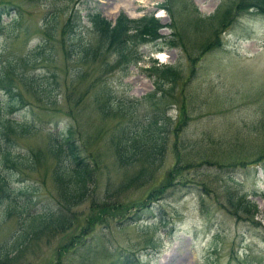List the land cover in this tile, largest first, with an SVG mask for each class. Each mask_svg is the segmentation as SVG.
<instances>
[{"label": "rangeland", "instance_id": "374dc122", "mask_svg": "<svg viewBox=\"0 0 264 264\" xmlns=\"http://www.w3.org/2000/svg\"><path fill=\"white\" fill-rule=\"evenodd\" d=\"M241 1L0 0V60L20 62L5 81L9 77L14 90L0 85V112L10 111L12 96L17 109L9 114L35 125L27 134L10 133L9 145L0 140L12 152L28 151L34 169L0 157V173L19 200L47 207L54 225L2 264H264V12L244 11ZM93 8L110 20L120 10L132 17L153 12L162 24L158 32L176 46L158 51L156 41L141 45L143 60L124 75L110 66L112 49L91 60L73 57L63 23L71 13L75 27ZM198 13L214 17L208 22ZM55 19L54 32H44ZM221 19L220 44L202 51L196 41ZM85 31L95 41L90 28ZM149 57L175 64L179 79L156 106L171 118L164 142L128 162L117 158L112 141L119 128L144 123L151 101L131 114L104 110L109 101L114 106L153 89L145 69ZM53 81L56 96L48 100L36 84ZM166 100L174 104L166 107ZM66 124L73 139L70 162H86L90 174L89 191L74 204L60 196L49 175L56 157L49 155L48 140L58 139ZM26 184L35 188L32 194L23 192ZM243 200L255 208L244 211ZM62 215L70 219L66 227L58 226ZM21 220L22 214L4 215L0 205V245L20 230Z\"/></svg>", "mask_w": 264, "mask_h": 264}, {"label": "trees", "instance_id": "16d2710c", "mask_svg": "<svg viewBox=\"0 0 264 264\" xmlns=\"http://www.w3.org/2000/svg\"><path fill=\"white\" fill-rule=\"evenodd\" d=\"M240 4H243L240 9L245 8L242 9L244 11L253 9L258 12H264V0H245V2L241 1ZM157 6L167 9V4L164 2L158 3ZM70 14L63 23V26L65 27L63 32L67 36L66 38L71 50L70 54L73 57L86 61L95 59L96 55L101 54L104 50L112 49L115 59L110 66L111 68L112 66L114 68L119 66V68L122 69L121 75L127 73L128 66L131 63L136 64L143 60V52L140 50L141 45L156 41L154 49L159 51H161L164 45L167 44L176 46L169 44L175 41L173 38H167V36H163L158 32V29H160L162 24L159 21V17L155 16L153 12L143 13L137 17H129L124 11H119L114 20H110L103 16L97 8H93L84 13L83 19L85 21L81 20L80 24L75 27H73L74 23L72 22V19L70 20ZM198 15L202 17V20L208 22L214 17L213 14L202 16L198 13ZM217 23L218 25L212 28L211 32L209 31V34L203 40L196 41V46H200L204 49L202 51L220 44V38L216 36L219 31L217 32L216 29L220 23H224L222 19ZM85 24L89 25L87 28H90V31L96 36L95 41L85 38V30L87 29ZM56 27L57 19H55L53 23L50 22L49 25H45L43 31L52 34ZM39 53H42V51L37 50L38 56L40 55ZM44 58H49V53H46L45 57L42 56V59ZM192 59L194 58L192 57ZM149 60L150 63L145 69H147L148 75L151 77L153 89L140 97L132 96L127 101H125L124 98L122 101L120 99L117 105L114 104V106L113 103L109 101L104 110L105 113H107L109 112V109L113 110V112L115 109H118L123 112L121 113L122 115L126 113L131 114L143 101H151L149 106L150 111L147 113L146 118H144V123L135 120V123L128 127V131L126 128H119L117 135L112 141L117 158L127 159L126 161L128 162L132 161L133 157H136L141 153L143 154L145 150H159V146L164 142L162 140L166 134L167 123L171 119L170 116L165 118L162 110H159L156 106H159L158 100L167 91L172 90V94L174 93V89L176 88L179 79V70L176 65L171 62H159L153 57H149ZM18 64H20V62L15 58L14 60L8 59L4 62L0 60V85H6L3 86V88L7 93L14 90L13 81L9 79V77V82H5L8 75L7 73L9 71H15ZM103 66L107 67L108 65L105 64ZM121 75L120 79H122ZM33 81L35 82L36 79H33ZM36 85L40 87V93L46 94L48 100L50 97L54 98V96H56L57 84L55 81H53L52 85L49 87H42L38 83ZM181 88H183V85ZM179 94L183 96V93L180 91ZM11 95L12 94H10V96ZM172 98L173 96H170V99ZM114 102H116V100ZM165 103H167L166 107H169L174 104V101L172 100L169 102L166 100ZM8 104L11 105V107L8 106L10 111L17 109L14 97H10ZM10 111L0 112V140H4L7 145L11 142L10 133H13L14 136H16V134H27L30 129L35 126L34 123H27L13 118L9 114ZM60 130L62 132L60 131L61 134L58 139L55 136L52 138L50 137L48 140L47 150L49 155L56 157L55 166L50 168L49 175L55 187L58 185L56 189L60 192V196L63 198L65 197L64 199L67 203L74 204L82 199L81 197L89 191L88 176L90 174L84 172L86 162H83L81 165H78V163L73 160L72 161L76 163L75 165H72L70 162V156H74L72 149L73 139L70 136H66L65 130L70 132L71 127L66 124L65 127L63 126ZM63 143L67 145L69 152L63 153V151H65ZM0 157L2 158V162L4 161L5 163L9 161L18 166L25 165L28 169H34L35 167L28 151L24 153H15L9 149L0 147ZM26 159L27 161H24ZM74 159L79 161L80 157L77 156L76 158L74 157ZM261 167L263 168L264 165H261ZM14 173L21 174L19 170H15ZM13 189L14 187L8 180L7 176L0 173V205L3 208L4 215L22 214V226L20 230L11 238V240H9L8 244L6 243L7 245L5 247L0 245V264L4 263L6 260L5 258H9L29 239L38 236L44 229H51L54 226L49 223L50 220H52L51 218L53 214H49L47 207L40 208L38 206V200H35L33 204H30L32 201L30 199L27 201L29 204L22 199L19 200L17 195L13 192ZM30 189L35 188L26 184L23 192L27 195H29V193L32 194L33 192H31ZM243 195L245 194L240 192L238 197ZM238 199L242 200V198ZM241 206L244 211H249L251 206H253L251 210L255 208V204L249 200H243ZM57 223L60 224L58 226L66 227L69 225L70 219L67 216L64 217L62 215L60 219H57Z\"/></svg>", "mask_w": 264, "mask_h": 264}, {"label": "bare ground", "instance_id": "6f19581e", "mask_svg": "<svg viewBox=\"0 0 264 264\" xmlns=\"http://www.w3.org/2000/svg\"><path fill=\"white\" fill-rule=\"evenodd\" d=\"M117 6V5H116Z\"/></svg>", "mask_w": 264, "mask_h": 264}]
</instances>
